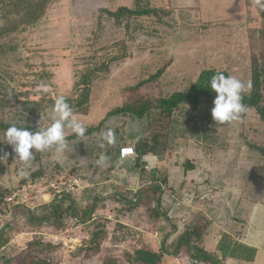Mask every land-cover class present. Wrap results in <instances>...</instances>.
<instances>
[{
	"label": "rangeland",
	"instance_id": "rangeland-1",
	"mask_svg": "<svg viewBox=\"0 0 264 264\" xmlns=\"http://www.w3.org/2000/svg\"><path fill=\"white\" fill-rule=\"evenodd\" d=\"M139 1L144 4V0H55L38 24L20 28L1 40L6 48L0 50V120L47 126L57 96L76 98L74 86L85 70L124 52L126 57L113 60L108 70L94 74L87 113L73 111L86 129L98 125L109 110L130 99L156 102L175 91L187 90L204 68L228 70L244 82L245 89L249 88L250 47L255 45L258 51L261 46L255 31L261 18L252 0H151L152 5L170 10V15H165L168 24L154 16L126 17L117 22L102 11L136 7ZM163 67L158 78L138 86ZM23 101H39L41 107L30 114ZM151 112L150 120L114 115L100 130L67 142L63 150L55 145L43 152L33 149L34 159L26 165L16 160V153L0 132V190H19L18 201L39 213L46 205L42 194L51 192L50 180L60 183L68 173L74 174L105 151L114 150L124 137L148 134L152 122L167 147V158L180 162L188 156L198 161L205 158L211 167L208 192L216 196L238 193V198L245 196L254 203L264 201V159L250 146L264 145V123L253 108H246L238 121L209 123L207 127L200 114L187 106L171 119L158 115L155 107ZM108 129L114 130V144L102 140V133ZM57 163L59 168L54 171ZM73 163L77 164L71 171L62 168ZM38 168L48 169V174L37 182L21 184V169L28 175ZM20 217L6 222L0 215V229L10 222L13 225L4 232L0 264H130L128 255H134L135 243L129 239L137 237L138 242V233H142L133 236L129 226L114 225L96 247L93 234L99 226L89 224L50 242L48 233L65 229L74 221L63 227L44 224L37 230L46 235H30L34 228L24 214ZM38 242L51 248L42 250ZM174 263L170 259L166 264Z\"/></svg>",
	"mask_w": 264,
	"mask_h": 264
},
{
	"label": "crops",
	"instance_id": "crops-1",
	"mask_svg": "<svg viewBox=\"0 0 264 264\" xmlns=\"http://www.w3.org/2000/svg\"><path fill=\"white\" fill-rule=\"evenodd\" d=\"M139 136L141 134L136 133L134 137L128 136L127 139L124 137L123 142L114 150L105 151L103 155H106L107 159L103 163H98L100 156H97L88 163L89 166H83L79 171H75L87 177L91 185L68 198L66 203L74 202L79 214H85L91 206H95L90 209L88 217L81 222L76 221L75 225L79 228L89 224L106 225L107 230L114 225L129 226L130 231L131 226L139 228L142 233H138L140 234L138 242L137 237L129 239L130 243L132 241L135 243L134 251L141 248L159 250L164 246L165 240L172 244L180 240L188 230L200 227L203 228V233L199 238L197 235L194 236V243L208 254L207 259L194 258L184 249L176 256H170L174 264L193 262L215 264L211 258H208L210 255L217 257L219 264H264V257L259 258L264 254V201L258 200L254 203L245 196L238 198V193L232 196L230 192H224L216 196L208 192L211 167L203 160L205 158L198 161L188 156L185 162H180L177 158L172 160L165 155L160 157L152 153L144 155L141 160H138V156L120 158V147L126 144L134 145L131 139L135 140ZM187 162L192 163L194 167L190 168ZM76 164L70 166L64 164L66 166L62 168L71 171ZM145 165H148L149 169H146ZM202 181L204 183H201ZM152 184L161 186L159 200L152 194L148 203L140 202L138 200L140 193ZM136 189L137 193H135ZM146 193L148 194V191ZM42 195L46 204L52 202L51 192ZM154 207L159 209L158 214L150 211V208ZM109 215L113 219L108 218ZM4 225L1 226L0 231L3 230ZM225 234L234 242L255 248L257 250L255 259L246 261L234 257L223 258L218 245Z\"/></svg>",
	"mask_w": 264,
	"mask_h": 264
},
{
	"label": "trees",
	"instance_id": "trees-1",
	"mask_svg": "<svg viewBox=\"0 0 264 264\" xmlns=\"http://www.w3.org/2000/svg\"><path fill=\"white\" fill-rule=\"evenodd\" d=\"M54 1L55 0H0V41L5 39V37L10 34L16 33L20 30V28L25 30L28 27L38 24L46 14L49 6ZM140 2L141 1L138 2L136 7L120 6L115 10L103 8L102 11L107 13L110 18H114L117 22L126 17L154 16L157 20L161 21V23H169L165 20V17H167L165 15L167 13L170 15V10L152 5L151 0H144V4H141ZM250 2L251 4L253 2V5L256 7L261 18L260 26L255 30L256 33L259 34L258 41L261 46L258 51L257 48H254L255 45H251L250 47L251 82L249 88L245 89L242 94V103L245 105V108H253L258 114L261 122L264 123V7H261V5L257 3V0H252ZM5 46L6 43L1 44L0 42V50H4L6 48ZM15 49L16 46H13L12 50ZM124 57H126V52L108 59L109 61L107 62L103 61L100 64L95 65L93 68L88 69V71L85 70L82 73L74 86V89L78 91V96L76 98H66L73 111L87 113L94 74L99 71L108 70L110 62ZM164 68L165 67L159 69L157 73L152 74L148 79L142 80L138 86L158 78L159 75L163 73ZM217 73H223L226 76L231 75V73L225 69H217L215 67L204 68L200 71L197 78L190 82L187 90L175 91L168 96L157 98L156 102L151 101L150 99H130L121 107L109 110L98 125L90 126L86 129L84 136L100 130L105 121L114 115L123 114L129 115L132 118H146L147 120H150L153 116V112H151V110L154 107L157 108L156 113H158V115H163L171 119L177 110H179L182 106H187L194 112L200 114L205 127H207L209 123L218 124V122L214 121L211 115V109L214 106L213 101L216 94L210 88V80L212 76ZM15 99L17 100L16 96ZM23 104L26 106L25 110L30 114L36 113L41 107L39 101H23ZM151 123L152 122H150L149 126L150 132L146 135L139 136L134 141V145L132 144L138 153V160H141L143 156L148 153L163 157L167 151V147L162 145L160 141L161 133L159 130L154 128L155 124ZM12 125L22 128L24 127L33 132L39 130V127H42L33 123L0 120V132H5V130ZM66 134V142L76 140L80 137L74 133ZM206 139H208V137ZM250 146L253 149H256L264 159V145L251 144ZM187 164L190 168L194 167L190 162H187ZM58 165L59 164L57 163L53 167L54 171L56 168H59ZM47 170L48 169L38 168L32 171L22 179L21 184L26 185L30 181V183L35 181L37 182L41 177L48 174ZM51 171L52 170H50L49 173H51ZM163 180L166 182L165 178H163ZM147 191L148 194L146 193ZM160 192L161 186L159 184H152L144 188L142 193H140L138 200L142 203H148V201L152 198V194H154L157 200H159ZM11 193V189L0 190V215L3 216L7 222L8 220L11 221L18 218V215L21 216L24 214L27 220L26 222L34 228L31 231H38V227L44 226V224H47V226L63 227L67 224L70 220L69 218L71 217L75 219L77 218V220H74L81 222L89 216L90 209L95 208V206H91L87 213L79 214V209L75 206L74 202L66 203L67 198L73 197V195H55L53 201L46 204L43 207V211L38 213L35 209H30L25 204L21 203L9 207L6 198ZM145 193L147 195H145ZM158 210L159 209L157 207L150 208V211L153 213L156 212L154 214H158ZM10 212H13L12 215H10ZM10 223L5 224L3 230L0 231V247L4 245L2 243L4 232L13 226ZM95 226H99V229H97L93 234L94 239L96 240V247H98L101 243L99 245L97 242H99L101 238L108 235V233L106 231L107 229H105L106 225ZM202 233L203 228H192L181 236L180 240H176L172 242V244L167 243V240H165L164 246L159 250H149L146 248L138 249L135 251L134 255L129 254L128 259H130V264H166L169 262L168 260L171 259L170 256H176L184 249L187 250L194 258L199 257L200 260L207 259L206 256L208 254H205L203 250L194 243V236L197 235V238H199ZM191 240H193V243H191ZM39 245L42 250L45 247L51 248L50 244L39 243ZM82 249H84V247L80 250ZM218 250L222 253L223 258L234 257L246 261H253L257 253L255 248L247 246L244 243L234 242V240L227 234L223 235L221 238ZM208 258H211L215 264H219L217 257L210 255ZM32 264L37 263L33 262Z\"/></svg>",
	"mask_w": 264,
	"mask_h": 264
},
{
	"label": "clouds",
	"instance_id": "clouds-1",
	"mask_svg": "<svg viewBox=\"0 0 264 264\" xmlns=\"http://www.w3.org/2000/svg\"><path fill=\"white\" fill-rule=\"evenodd\" d=\"M257 3L264 7V0H257ZM245 87L244 82L235 76H226L223 73L212 76L210 88L216 96L211 115L215 122L230 123L241 118V114L246 111L245 105L242 103ZM44 90L47 91V88L44 87ZM50 119V124L39 127V130L35 132L16 125L5 130L3 141L12 146L17 156L16 160L25 165L28 164L34 159L33 151H31L33 149L35 152H43L55 145L58 150H63L67 147L66 129H70L72 133L80 137H83L86 132L84 124L74 114L72 107L63 95L55 98ZM102 140L107 144H114V130L108 129L103 132ZM101 147H104V144H101ZM106 159V155L102 154L98 163H103ZM19 175L24 178L27 173L21 169Z\"/></svg>",
	"mask_w": 264,
	"mask_h": 264
},
{
	"label": "built area",
	"instance_id": "built-area-1",
	"mask_svg": "<svg viewBox=\"0 0 264 264\" xmlns=\"http://www.w3.org/2000/svg\"><path fill=\"white\" fill-rule=\"evenodd\" d=\"M119 156L122 159L128 158V157H137L138 153L135 149V147L131 144H126L120 147V152H119ZM146 169H149L148 165L144 166ZM91 185L90 180L85 177L82 174L79 173H68L67 177H65L64 180H62L60 183H58V180H50L48 182V186L51 188L50 191L52 192V194L55 195H75L77 194L80 190L89 187ZM138 190H135V193H137ZM21 196V192L18 191H13L7 198V204L9 207H11L12 205L18 204L20 203L18 201L19 197ZM13 212H10V215H12ZM93 216L95 217V214H93ZM110 219H113V217L111 215L107 216ZM74 221L73 224H71L69 227L65 228V229H58L55 233H48L51 237H49L47 240H50V242H54L56 240H59V238L64 239V235L66 233H70L73 232L74 230L78 229V225L76 226L75 224H77L75 222V220H72V222ZM137 232H142L141 229L136 228V227H132L131 228V233H133V236L135 233ZM43 234L46 235L47 232H41V231H33V232H29V234ZM156 235L158 234L157 232L155 233ZM71 240H75L78 241L77 238H71ZM199 264V263H197Z\"/></svg>",
	"mask_w": 264,
	"mask_h": 264
}]
</instances>
